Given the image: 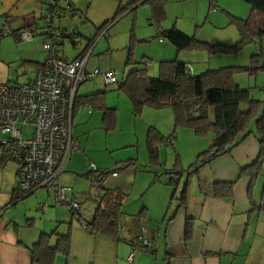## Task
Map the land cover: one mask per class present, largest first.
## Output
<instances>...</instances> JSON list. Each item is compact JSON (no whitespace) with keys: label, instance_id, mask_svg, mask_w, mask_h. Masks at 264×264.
<instances>
[{"label":"rangeland","instance_id":"374dc122","mask_svg":"<svg viewBox=\"0 0 264 264\" xmlns=\"http://www.w3.org/2000/svg\"><path fill=\"white\" fill-rule=\"evenodd\" d=\"M151 1L72 0V5L86 17L83 19L74 18L73 25H65L67 26L65 34H71L70 31L76 28L81 36L75 47L69 43L68 39L65 40V55L71 58L79 52L85 41L90 38L89 34L94 32L97 24L107 22L106 26L115 21L109 32L110 42L102 40L92 51L86 67L88 71L94 69L100 72L114 71L117 73L118 80L121 81L127 72L133 69H145L148 77L156 78L160 62L184 63L191 74V69L195 70L196 73L192 74L193 76L208 70L248 66L252 56L257 54L260 55L262 64H264V39L261 43L247 44L235 52H213L208 49L178 52L168 41L163 44L159 43L162 33L176 29L208 47L218 46L221 49H223L222 47L227 49L236 45L239 35L232 19H245L249 15L250 6L244 0H163L164 18L159 23L152 19ZM29 2L34 5V17L38 19L40 15L44 14L48 0H38V2L29 0ZM62 3L61 1L59 5ZM119 9L122 11L118 16ZM64 17L68 18L69 16L65 15ZM76 22L79 24L77 25ZM41 24L42 22L39 21L38 27H41ZM35 40L39 42V39ZM130 48L131 64L125 66ZM234 81L240 89L249 91L252 99L264 100V72H258L256 75L240 74L235 76ZM97 92H104L105 107L115 110V128L106 131L102 125V112L92 107L86 108L83 112H74L71 135L79 143L81 153L70 157L63 174V177L66 176L68 181L61 183V187L65 189L67 195L69 197L77 196L81 203L78 217L81 218L80 223L83 224L91 219L101 196V185L94 182L95 176L99 173L106 172L108 184L120 186L125 190L128 211L136 209V204L140 203L139 187H137L140 183L149 181L151 183L154 176L164 181L169 178L166 171H162L163 167L151 165L149 160L146 136L150 128L155 129L164 138L170 136L175 138L173 146L165 144L160 146V154L163 163H166L165 168L168 170L178 154H180L184 165L189 164V162L195 161L194 153L204 152L213 144L212 136L196 137L190 130L175 129L171 109L145 108L140 116L135 117L130 102L119 91L117 84L105 86L100 78L80 85L77 88L76 97L88 96ZM32 132L33 128L29 126L22 128L24 138L30 137ZM177 137L181 142L180 145L177 143ZM88 162L95 165L96 173L88 174ZM8 163L11 168L15 167L12 162L8 161ZM128 163L131 165L124 167ZM112 172L116 174L124 172V174L116 177V175H111ZM177 197H179V192L176 194ZM51 200L52 198H48L44 190H39L16 205L22 208V205L26 203L25 211L30 209L32 212L39 213L36 210L38 204ZM175 203V200L172 201L171 207H174ZM50 206L48 213L43 216L39 215L38 218L45 220L52 213L58 216L57 223L61 222L62 224L55 223L49 227V223L45 222L44 232L46 234L56 232L62 235L65 232L64 227L69 228L71 220L75 224L79 223L75 222L78 217L71 216L63 207ZM6 209L9 210L11 207ZM24 222L26 224L28 220Z\"/></svg>","mask_w":264,"mask_h":264},{"label":"crops","instance_id":"0c3cea01","mask_svg":"<svg viewBox=\"0 0 264 264\" xmlns=\"http://www.w3.org/2000/svg\"><path fill=\"white\" fill-rule=\"evenodd\" d=\"M33 6L29 0H0V28L4 22L17 31L24 30L35 23L38 25L41 15L38 19L34 17ZM68 16L69 21L67 17L62 16L58 22H55L64 34L66 24L73 25L74 18L86 17L75 7L74 13ZM113 22L115 24V21ZM106 23L97 24L92 32L94 34H89L90 38L73 57H67L63 48L65 57L73 60L84 55L92 40L106 27ZM70 32L81 38L76 28ZM65 35L67 36V33ZM110 38L111 36L105 41L109 43ZM38 46L39 42L35 39L24 42L17 35L0 37V84L17 85L30 81L34 70L38 65L43 64L46 57ZM191 70L192 74L196 73L194 69ZM96 78L102 80L101 77ZM86 108L88 107L79 109L77 113L83 112ZM253 129L254 127L250 125V130ZM209 136H212L214 144V136ZM178 138L177 143L180 145ZM258 151V143L251 134L232 152L200 168L197 175L189 178L186 202L183 206L175 200V206L171 207L173 188L167 185L169 178L164 181L157 177V180L153 181V178L151 183L150 181L140 183L137 186L140 203L136 204V209L128 211L126 198L124 200L117 239L93 235L83 228L84 224H79L76 219L75 222L78 224H75L71 220L69 228L65 225V232L62 234L66 235L69 230L68 254L66 257L58 255L54 264H264V214L248 217L249 179H238L240 169L251 164L256 159ZM157 152L158 167H163L162 171H166L168 175L176 160L168 170L165 168L166 163H163L160 147L157 148ZM78 153H81V149L73 155ZM2 154L0 147V157ZM176 159L185 171L181 177H173L178 185L176 194L178 192L180 194L186 181L187 169L194 162L184 165L180 154ZM8 164L0 169V264H31L28 249L37 242L41 234H46L44 232L45 222L51 227L52 224L57 223L58 216L51 213L45 220L38 218L39 215L43 216L48 213L53 200L45 201L50 206L45 213H41L38 208L42 203L38 204L36 209L39 213L32 212L30 209L25 211L26 203L22 205V208L16 205L18 202L13 204L17 176L16 168H11ZM124 167H129V165L125 164ZM63 174L64 172L58 180L60 185L68 181ZM114 174L118 177L124 172ZM107 181L105 180L101 185L102 189H118L123 194L125 193L122 187L108 184ZM233 181H236V184L231 200L211 197L213 184ZM147 183L149 184L146 185ZM262 185H264V172L252 190L254 203L259 202ZM47 197L51 198L48 195ZM71 197L79 202L77 196ZM177 198L175 195V199ZM9 206L11 209L7 210ZM187 219L191 220L192 237L189 241H184V226ZM25 220H28V223L25 224ZM28 225H32L33 228L29 229ZM137 237L147 239L151 246L146 251L136 252L132 262L128 263L127 259L131 254V247L128 243ZM53 245L54 241L51 242V246Z\"/></svg>","mask_w":264,"mask_h":264},{"label":"trees","instance_id":"16d2710c","mask_svg":"<svg viewBox=\"0 0 264 264\" xmlns=\"http://www.w3.org/2000/svg\"><path fill=\"white\" fill-rule=\"evenodd\" d=\"M244 2L250 6V13L245 19H232L239 35V41L230 48L208 47L176 29L166 31L160 37L165 38L178 52L199 49H208L213 52H235L247 44L261 43L264 39V0H244ZM163 4V0L150 2L152 19L157 23L164 18ZM121 11L119 9L118 16ZM71 13H74L72 1ZM13 32L14 35H17L18 31L13 30ZM128 53L125 66L131 64V48ZM258 72H264V64H262L259 54L252 56L248 66L208 70L195 76L191 74L184 63L160 62L156 78L148 77L145 69H133L127 72L121 81L118 80V89L130 102L135 117L140 116L145 108L171 109L175 129L190 130L196 137L214 136V144L199 153L194 163L188 167L185 174L186 181L177 199H175V195L178 185L177 180L173 177H181L185 171L182 170L179 160L176 159L174 167L168 174L167 185L173 188L171 201L176 200L180 206L185 205L189 178L192 175H197L200 168L232 152L252 134L259 146L258 155L251 164L240 169L238 179H249L248 217L264 214V185H262L259 202L254 203L252 199L253 187L264 172V100L252 99L249 91L240 89L234 81L237 75H256ZM104 96V92H98L88 96L75 97L73 111L76 112L85 107L101 111L102 125L106 131H110L115 128V110L105 107ZM252 124L254 129L251 131L250 125ZM146 137L147 154L151 165L159 166L157 148L165 144L166 138L153 128L147 131ZM7 163L8 161L2 154L0 169ZM128 165L131 164L128 163ZM106 176V172H101L95 176L94 182L102 185ZM156 178L154 177L153 181L157 180ZM235 184L236 181L213 184L211 197L231 200ZM125 198L126 196L118 189L101 188V196L91 219L84 224L87 231L93 235L117 239ZM70 215L78 217V212ZM77 221L80 223L81 218L78 217ZM191 237L192 224L191 220L187 219L184 226V241H189ZM69 240V232L66 235L56 232L41 234L37 242L28 249L31 264H54L58 255L66 257ZM52 241H54L53 246H51Z\"/></svg>","mask_w":264,"mask_h":264},{"label":"built area","instance_id":"2783aa9c","mask_svg":"<svg viewBox=\"0 0 264 264\" xmlns=\"http://www.w3.org/2000/svg\"><path fill=\"white\" fill-rule=\"evenodd\" d=\"M62 5H59L60 2ZM71 13V0H48L44 14L39 21L17 33L21 41L39 39V49L46 57L42 65L33 72L30 81L12 85L0 84V147L7 161L16 167L17 183L13 203L20 202L39 190H44L53 200V205L76 213L80 203L69 197L59 184V177L64 172L72 154L80 151L79 144L72 138L73 103L77 88L96 77H101L105 86L118 83L114 71L100 72L87 70V62L92 50L102 40H108V31L114 24L110 22L92 40L88 51L73 60H68L64 53V43L68 39L72 45L79 43L75 33L65 35L55 22ZM7 22L0 28V36H14ZM160 37L159 43H165ZM33 128L30 137L22 136V128ZM173 136L166 138L165 145H174ZM88 173L97 172L92 163H87ZM115 176V174H112ZM48 203L39 205V211L45 213ZM86 231V227H83ZM131 263L134 254L146 251L151 243L143 237H137L128 243Z\"/></svg>","mask_w":264,"mask_h":264}]
</instances>
